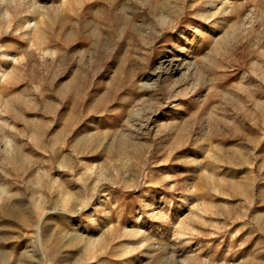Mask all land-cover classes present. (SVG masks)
Returning a JSON list of instances; mask_svg holds the SVG:
<instances>
[{"label":"rangeland","instance_id":"rangeland-1","mask_svg":"<svg viewBox=\"0 0 264 264\" xmlns=\"http://www.w3.org/2000/svg\"><path fill=\"white\" fill-rule=\"evenodd\" d=\"M0 264H264V0H0Z\"/></svg>","mask_w":264,"mask_h":264},{"label":"bare ground","instance_id":"bare-ground-1","mask_svg":"<svg viewBox=\"0 0 264 264\" xmlns=\"http://www.w3.org/2000/svg\"><path fill=\"white\" fill-rule=\"evenodd\" d=\"M184 66V64L181 62V59L179 58H169L168 56H165L159 63V66L156 68V70L154 71V74H156V76H159V73L161 71H170L175 70V69H182V67Z\"/></svg>","mask_w":264,"mask_h":264}]
</instances>
